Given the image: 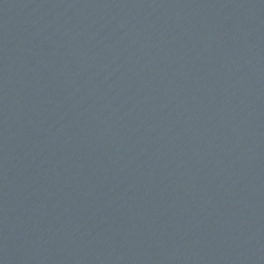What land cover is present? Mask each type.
Returning a JSON list of instances; mask_svg holds the SVG:
<instances>
[{"label": "water", "instance_id": "obj_1", "mask_svg": "<svg viewBox=\"0 0 264 264\" xmlns=\"http://www.w3.org/2000/svg\"><path fill=\"white\" fill-rule=\"evenodd\" d=\"M0 264H264V134L1 181Z\"/></svg>", "mask_w": 264, "mask_h": 264}]
</instances>
